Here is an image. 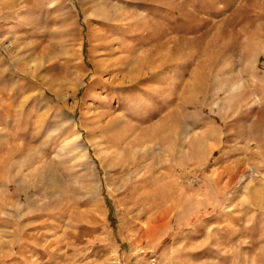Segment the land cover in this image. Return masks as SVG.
Segmentation results:
<instances>
[{
    "label": "rangeland",
    "instance_id": "rangeland-1",
    "mask_svg": "<svg viewBox=\"0 0 264 264\" xmlns=\"http://www.w3.org/2000/svg\"><path fill=\"white\" fill-rule=\"evenodd\" d=\"M0 264H264V0H0Z\"/></svg>",
    "mask_w": 264,
    "mask_h": 264
},
{
    "label": "bare ground",
    "instance_id": "bare-ground-1",
    "mask_svg": "<svg viewBox=\"0 0 264 264\" xmlns=\"http://www.w3.org/2000/svg\"><path fill=\"white\" fill-rule=\"evenodd\" d=\"M104 43H107V42H104ZM103 44V43H102ZM118 63V62H117ZM116 64V63H115ZM121 68V67H120ZM27 237V236H26Z\"/></svg>",
    "mask_w": 264,
    "mask_h": 264
}]
</instances>
